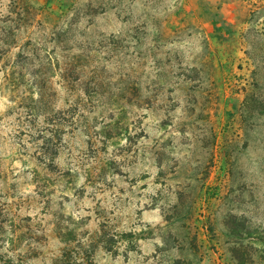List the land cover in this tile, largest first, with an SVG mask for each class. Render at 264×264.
Masks as SVG:
<instances>
[{"label": "rangeland", "instance_id": "374dc122", "mask_svg": "<svg viewBox=\"0 0 264 264\" xmlns=\"http://www.w3.org/2000/svg\"><path fill=\"white\" fill-rule=\"evenodd\" d=\"M0 228L16 264H264V0H0Z\"/></svg>", "mask_w": 264, "mask_h": 264}, {"label": "trees", "instance_id": "16d2710c", "mask_svg": "<svg viewBox=\"0 0 264 264\" xmlns=\"http://www.w3.org/2000/svg\"><path fill=\"white\" fill-rule=\"evenodd\" d=\"M47 8H50L52 12H56V10H59V8H62L61 4L56 5V9L53 8L52 5V1L48 2V6ZM21 69L16 65V67L14 68V70L11 73H6V80L8 82V84H11L12 86H14V88H17L19 86V82L21 80V78H24V74H20ZM18 70V71H17ZM62 78H65L66 75L63 73H61L60 75ZM39 99H41L43 97V94L40 92L38 94ZM118 124V123H117ZM209 190L207 189V193H206V197L205 199L207 200V202L209 203L210 198H209ZM202 228L206 231V234L210 237V240L213 241V239L217 238L215 235V227L214 224L211 222L209 216L208 217H204L202 220ZM1 229V228H0ZM9 244V241H7ZM10 242H12V240H10ZM0 264H16L14 261V258L11 255V251L9 249H6V251L4 253H0ZM234 264H243V262L241 260L237 261L235 260Z\"/></svg>", "mask_w": 264, "mask_h": 264}]
</instances>
